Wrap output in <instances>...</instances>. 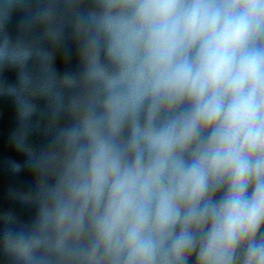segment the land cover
Returning <instances> with one entry per match:
<instances>
[{
	"label": "clouds",
	"instance_id": "1",
	"mask_svg": "<svg viewBox=\"0 0 264 264\" xmlns=\"http://www.w3.org/2000/svg\"><path fill=\"white\" fill-rule=\"evenodd\" d=\"M99 8L85 57L102 95L35 232L8 248L23 264L41 248L63 264H264V0Z\"/></svg>",
	"mask_w": 264,
	"mask_h": 264
}]
</instances>
